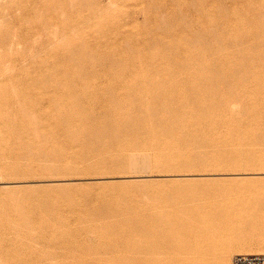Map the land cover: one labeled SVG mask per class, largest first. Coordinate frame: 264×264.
Returning a JSON list of instances; mask_svg holds the SVG:
<instances>
[{"label": "rangeland", "instance_id": "rangeland-1", "mask_svg": "<svg viewBox=\"0 0 264 264\" xmlns=\"http://www.w3.org/2000/svg\"><path fill=\"white\" fill-rule=\"evenodd\" d=\"M17 1L0 0L1 36L13 41L25 2L37 29L57 28L59 102L45 101L33 161L21 143L0 145V181L4 194L36 192L45 204L49 264H181L195 247L153 254L138 226L176 210L175 223H188L187 206L209 215L193 219L200 227L214 219L211 248L246 230L255 237L241 241L264 242V222L248 224L264 201V0ZM241 170L263 174H232ZM15 228L1 241L7 263L23 248Z\"/></svg>", "mask_w": 264, "mask_h": 264}, {"label": "bare ground", "instance_id": "bare-ground-1", "mask_svg": "<svg viewBox=\"0 0 264 264\" xmlns=\"http://www.w3.org/2000/svg\"><path fill=\"white\" fill-rule=\"evenodd\" d=\"M6 2L11 6H15L18 4L17 0H6ZM22 4L24 5L25 11L21 14L20 27L17 31L15 30L13 41L10 44L8 43L6 44L5 39L3 38V36H1L0 33V55L2 54L4 55L5 52L6 60L7 59L11 60L9 64L4 63L5 58L4 59L2 58V60H0V145L2 144L10 145L14 142L21 143L20 147L22 148V151L23 150L25 151L26 158L33 161L39 155L41 150V147L38 146L39 142L38 144L36 143L38 138L36 135V133L38 132H36V130L39 127V125L44 121L43 118L44 115L49 113V110L44 109L45 101H48L49 104L53 105L57 100V99L55 100L52 93V90L55 89L54 84H56V73H57L55 71V65L57 63L55 57L56 56L55 42L57 40V30H56L57 28H55L54 26H47V29L44 31L37 29L36 26L32 23L30 12L27 10V6H29V3L25 2ZM7 74L10 75L9 85L5 82L6 81L5 76ZM9 98L11 99V102L9 101ZM57 102L59 101L57 100ZM67 105H68V109L70 110L67 111V114H69L70 112H74L73 109L74 102L71 103V106H69L68 103ZM57 114L59 113L57 112ZM59 115H61V113ZM64 121L65 119L62 122ZM67 121L68 120H66L65 122L67 123ZM131 153L132 152H130V154ZM1 155L2 154L0 148V158L2 157ZM143 156L144 159L142 160L144 161L142 165L143 166L148 165L147 161L145 160L146 155ZM131 162L133 164H137L139 162L138 157H134ZM240 169H244V168H240ZM32 170H33L32 163L31 162H29L28 164L26 163V171L23 172L30 173ZM230 170L233 171L232 169ZM244 171L245 170L234 171L232 172V174H234L236 177L237 176L243 177V175L245 176L250 175L251 177L253 176L259 177V175L263 174L261 173L262 171L261 172H254V171L244 172ZM173 174L175 173L173 172ZM165 177L171 178L173 177V175L172 174L165 175ZM72 178L74 177H71L70 179ZM74 179H72V181ZM5 184H6L5 181H0V264H49V262H51L52 260V254L46 248L47 245H49V243H51L52 240L56 238V233H54L55 230H52L51 228L52 226L49 223V219H50L49 211L47 210L45 204L40 199V197L35 194L36 192L35 193L26 192V194L22 196V198H19L16 195H15L16 197L9 194L7 195V193L6 194L3 193V189L4 187H8L9 185L7 184L5 185ZM11 193L14 192L12 191ZM28 204H32V207L28 208ZM33 205L35 207H33ZM190 207L187 206V208L186 207L185 209L183 208L186 211V215L188 217V219L186 220H188V223L189 220L191 221L190 223H192L193 219H195L197 216L199 217L205 216L204 215L205 212L201 213L200 216L199 213L201 210H199V213L197 214V212L192 210ZM178 211L180 210L173 211L171 215L169 214L166 217H164V214H162L164 218L163 219L161 218L162 215L161 217L159 216L161 218L159 220H157L159 217H157V219L155 218L157 221L153 220L152 225L149 224L148 220H146L147 218L144 219L146 223L145 221H142L143 219L141 220L143 223H139L138 226L139 231L145 237L150 238L151 240L150 241L151 243L148 246V248L153 252V254L157 252H161V250H163L162 248L165 247H170L172 249L173 248L176 249V247H178L179 249V246L189 247L191 245L195 247V253L180 257L179 263L193 264L194 263L193 261L199 258L198 262L197 260L195 261L196 264H212L210 262H207V260L209 258H212L213 253H216L217 259L215 260L216 261L215 264H232L231 255L233 252L264 253V242H243L244 236H251L253 238L255 237L254 233L248 232L247 230L246 232L237 231L238 234L236 235L238 239H236L235 241H234V234L233 236H229V237H224L225 235L222 234L223 237L221 236V238L218 237L217 239L215 238L216 236L213 235L214 238L216 239V242L214 244L215 247L212 246L211 248L210 244H208V242L210 243V241L207 242L206 237L213 229L210 228L215 226L214 219L210 221L207 220L209 215L205 216L207 217L206 219L207 222L206 220H204V222L209 223L207 224L208 227L205 225L204 227L203 225H201L202 227H200V223L195 221L197 218H199L197 217L194 220L195 224L192 223L193 226L191 227L187 225L188 223L186 221L185 222L187 224L183 221V219L185 218H178V220H176V223L177 221L179 222V220L182 219L180 223L183 222V224H181L182 225L181 226L179 223H177L180 225V227H176L177 225H175L176 223L173 220L174 218L172 217L173 215H176V213L178 214ZM215 212H217V210ZM12 213L17 214L18 216V222L16 221L15 224H12L11 222V220H13ZM180 213L181 212H179V214ZM212 213H213L212 215L218 214V212L217 213L212 212ZM236 213L239 214V212ZM249 214L251 215V218L249 219L248 224H251V226L253 224L256 225L257 223H263L264 201L258 204V206L254 210H252L251 213ZM238 216L240 218L242 215L239 214ZM204 222L201 224H204ZM196 223L197 224L199 223L198 225L199 228L197 226H194L196 225ZM241 223L238 225H241ZM15 226L17 228V229L15 228L17 230L16 232L18 233L19 236V245H21L23 248L20 251V255L15 254L14 257H17L16 255H18L17 260L12 259L13 261L7 263V258L5 257L6 254H4L3 250L1 249V241L4 238V235H6L5 228L9 227L12 229ZM217 229H218L217 227L216 229L214 228V231ZM212 233L214 234V232ZM165 235L166 238L163 240V237ZM260 235L262 234L260 233ZM205 245L207 246L209 245V246L206 248ZM213 247L217 248L216 251L213 250L214 249Z\"/></svg>", "mask_w": 264, "mask_h": 264}, {"label": "built area", "instance_id": "built-area-1", "mask_svg": "<svg viewBox=\"0 0 264 264\" xmlns=\"http://www.w3.org/2000/svg\"><path fill=\"white\" fill-rule=\"evenodd\" d=\"M232 264H264V253L237 252L233 256Z\"/></svg>", "mask_w": 264, "mask_h": 264}]
</instances>
